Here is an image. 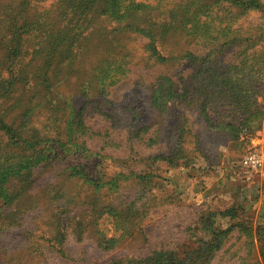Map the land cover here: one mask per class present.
Here are the masks:
<instances>
[{
    "label": "rangeland",
    "instance_id": "obj_1",
    "mask_svg": "<svg viewBox=\"0 0 264 264\" xmlns=\"http://www.w3.org/2000/svg\"><path fill=\"white\" fill-rule=\"evenodd\" d=\"M177 1L116 0V10H104L101 0L75 8L70 0H0V113L20 124L19 115L30 105L35 111L25 130L46 139L23 149L0 128V264L137 259L162 247L195 246L216 228L226 237L211 264H264V72L246 77L259 88L254 108L262 112V126L246 140L242 135L233 141L227 130L211 126L206 113L217 125L240 118V112L214 101L204 112L179 97L186 77H194L199 67L181 66L185 59L154 62L144 32L125 27L154 21L156 33L162 34L168 9ZM145 8L147 14L134 16ZM11 14L29 31L25 61L13 68L5 61L2 40ZM249 21L261 22L257 14L243 23ZM53 32L64 47L54 54L47 88L37 68L44 64ZM165 37H159L163 54L206 51L188 46L180 28ZM234 55L229 49L217 59L225 66ZM106 62H124L129 70L115 75ZM11 75L16 83L6 91L2 79ZM204 78L192 79L203 88ZM89 82L94 83L89 87ZM174 87L177 98L166 106L155 99L161 89ZM57 134L63 146L54 156L46 141ZM20 155L26 158L23 167L5 168ZM250 156L259 166L244 164ZM140 172L148 175L132 174ZM92 175L104 183L97 187ZM113 178L116 185L108 183ZM133 200L144 203L140 224L145 235L134 229L114 248H104L103 237H118L125 225L106 210L125 209ZM232 207L233 217L222 214Z\"/></svg>",
    "mask_w": 264,
    "mask_h": 264
},
{
    "label": "trees",
    "instance_id": "obj_2",
    "mask_svg": "<svg viewBox=\"0 0 264 264\" xmlns=\"http://www.w3.org/2000/svg\"><path fill=\"white\" fill-rule=\"evenodd\" d=\"M101 1L104 10H116L117 7L113 6V2L116 0ZM93 2H96V0H70L74 8L86 6ZM146 7L148 8V6ZM125 12L126 9L121 15H124ZM168 12L166 16L168 27L163 28L164 32L162 34L156 33L154 29L156 23L154 21H150L147 26H140L139 22H135L136 24L130 23L125 27L133 30L139 29V31L144 32V35L148 37V41L150 42L148 47L150 56L154 59V62L185 59L184 63H180L181 66L199 67L194 77L193 75L186 77V84L182 85V96L180 95L179 97L182 98L184 103H188L187 106L189 107L192 105L202 106L204 112L209 104L213 105V101L218 104L220 103L221 106H228L231 111L234 108L241 113L240 118L233 117L229 123L220 122L216 125L215 121L208 117L209 115L206 113L207 120L211 126H215L214 128H224L228 133L232 134L233 141L239 140L242 135L245 136L243 140H246L249 135L262 126V112L254 108L259 88L258 86H254L252 81H248L246 77L257 78L264 72V5L259 0H178L168 9ZM144 13L147 14L148 9L145 8L143 11L135 12L134 16L142 17ZM250 14H257L261 22L255 23L249 21L245 25L243 22L247 20ZM11 15L9 20L12 22L8 25V33L5 34L7 36L4 35L2 40H6L5 55H7V59L5 61L13 68L14 65L23 64L25 61L28 53L25 47L27 39L25 35L29 31L24 26H18L17 14L15 16L14 14ZM173 28H180L182 30L183 39L188 46H198L206 49L204 54L196 55L189 48L177 50V52L171 50L169 54H163L159 46V37L164 36L166 38L165 36ZM52 34L53 36L47 40L45 45L47 52L44 56V64L37 68V71L43 72L44 78L42 79V83H47V88L51 85L47 72L51 69L54 54H60L62 47H64L63 39L58 40L55 38L58 34L54 35V32ZM229 49L235 50L234 58L223 66L217 58ZM106 63L108 64L107 68H115L117 70L115 71V75H119L118 72L125 73L129 70V66H125L124 62L119 66H115L110 62ZM122 66H124L123 69ZM92 69L94 70L95 67H92ZM200 75L205 77L203 88L195 86L192 79ZM115 82L116 80H111L110 84H115ZM15 83L16 76L14 75L2 79V89L8 88L6 91H10L15 86ZM93 83L89 82L88 86H92ZM176 92H178V89L175 87L168 89L167 92L161 89L155 99L160 100L161 104L166 106L177 98L175 96ZM60 98L62 97L56 96L57 100H60ZM33 111L35 110L29 105L25 112H21L19 115L21 117L20 124H17L16 118L8 120L4 113H0V128L9 134L10 142L13 145H19L23 149L35 148L46 140L36 130L32 133L25 130L28 119ZM233 121H236V123ZM180 122L182 121L179 120L178 122L179 130H183L184 127L179 124ZM58 135L46 141L50 149L48 152L51 151L54 156L61 153L57 149L63 146V141ZM158 157L160 158L161 156ZM18 158L19 160L15 162V165L5 166V168L9 170L14 167H23L26 158L22 155ZM161 158L174 161L171 160L174 159L171 156ZM174 163L178 164L179 162L175 160ZM140 173V176L135 173L132 174L139 178L148 175H145L143 172ZM86 176L90 177L89 174ZM118 176L123 175L119 174ZM91 179L97 187H100L104 183L101 176L92 175ZM4 182L8 183V180L5 179ZM116 182V178H113L111 182L108 181V183H112L113 185H116ZM139 202L141 200H133L125 209H118V207L112 206V209L106 210L116 219L122 220L125 225L118 237H103L101 244L104 248H114L118 244V241L130 237L134 229H138L141 235H145V230L142 224H140L145 213L144 203ZM233 209L234 207L229 208L222 214L233 217ZM216 229L218 231H215L210 239H198L199 241L195 246L189 247L184 244L179 248L162 247L152 250L149 254L140 256L137 259L115 258L104 264H211L213 255L220 249L223 239L226 237L225 231L220 228Z\"/></svg>",
    "mask_w": 264,
    "mask_h": 264
},
{
    "label": "built area",
    "instance_id": "obj_3",
    "mask_svg": "<svg viewBox=\"0 0 264 264\" xmlns=\"http://www.w3.org/2000/svg\"><path fill=\"white\" fill-rule=\"evenodd\" d=\"M244 164L249 167H257L259 166V160L255 156H250L244 160Z\"/></svg>",
    "mask_w": 264,
    "mask_h": 264
}]
</instances>
